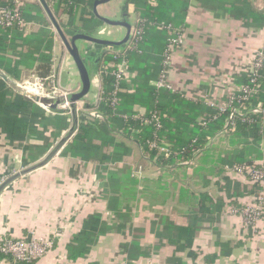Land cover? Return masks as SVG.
I'll use <instances>...</instances> for the list:
<instances>
[{"label":"crops","instance_id":"1","mask_svg":"<svg viewBox=\"0 0 264 264\" xmlns=\"http://www.w3.org/2000/svg\"><path fill=\"white\" fill-rule=\"evenodd\" d=\"M125 6L126 0H111L98 5L97 11L101 16L113 17L117 13L125 12ZM255 6L264 8V1L262 6ZM110 7L114 8L113 12ZM50 9L61 26L60 22L66 20L65 15H59L51 6ZM133 11L134 5L130 4L126 12L135 13ZM44 17L51 23L50 29L55 35L52 74L61 77L63 84L69 88L78 89L82 83L74 60L46 10ZM131 23L133 30L135 24ZM40 26L41 24L34 20L26 21L25 34L36 31ZM112 33L121 34L119 38L114 39L120 40L126 35V29L113 28L103 22L95 35L101 37ZM184 33L185 42L172 59L168 78L173 91L190 99L207 102L226 98L227 94L238 87L237 79L246 70L244 65L252 59L253 51L264 46V28L245 27L241 21L228 14L223 15L221 12L218 16L194 1L189 8ZM78 44L92 77L89 94L93 91L96 96L100 85L103 87V83L97 79L100 65L105 56L113 51V47L117 46L87 41H79ZM32 69L33 67L24 66L25 78L36 75ZM3 72L13 81L21 82ZM129 88L131 90L133 84H130ZM134 110H141L142 114L145 112V108L140 104H136ZM45 136L48 140L44 141L43 137H31L28 141L14 142L5 135L0 136V178L17 175L0 193V234L8 233L21 237L29 231H34L39 238L57 235L55 248L35 264H264V213L257 224L247 226L244 217L230 214L226 210V197L214 188L216 184L220 186V181L225 177L221 169L214 173L215 179L207 177L200 189L197 186L191 187V177H185L192 195L199 197L200 192H205L217 207L215 211L211 208L201 211L199 201L194 206L182 202L181 190H177V178L172 182L173 179L168 178V181L161 177L160 168L177 165L147 162V157L143 156L137 144H134V161L147 162L143 165L142 177L138 178L140 197L137 200L140 217L132 220L133 228L130 227V230L114 228L100 234L94 243L87 245L88 252L85 256L71 260L67 247L73 236L82 230L83 222L89 215H102L108 202L103 197L101 199L90 196L100 186V181L93 172L96 169L93 163L73 162L71 158L62 156L61 150L69 139L55 149L53 144L56 141L59 143L63 137L57 139L51 136L50 132H46ZM231 140L227 139L222 145L214 146V150L206 155L204 160L208 161V165L204 167L209 171L208 174L216 170V166L229 164L225 160L234 147L238 146ZM47 145H51L50 148H46ZM28 146L36 147L32 154L39 156L37 160L28 158L29 162L25 161L29 154L26 149ZM261 148L264 154V138ZM218 149L221 150L219 154L215 153ZM52 151L55 153L47 163L26 171L45 159ZM250 159L254 161L252 155ZM115 166L120 169L124 164L118 163ZM171 174L176 175L174 172ZM236 182L254 188V192L247 198L250 204L264 198L262 188L258 190L238 178ZM165 186L167 189L170 187L168 192L159 193L158 190ZM243 187H239L238 191H244ZM247 199L244 198V202H247ZM193 216L202 220L192 245H188L187 239L170 242L166 237L168 228L162 219H169L175 227L187 228ZM135 241L138 243L139 253L129 257L124 253L122 245ZM1 261L2 259L0 264Z\"/></svg>","mask_w":264,"mask_h":264},{"label":"trees","instance_id":"2","mask_svg":"<svg viewBox=\"0 0 264 264\" xmlns=\"http://www.w3.org/2000/svg\"><path fill=\"white\" fill-rule=\"evenodd\" d=\"M94 1L47 0L56 13L65 15L66 20L60 24L68 37L77 31L96 34L103 21L93 12ZM192 1L218 16L221 12L223 15L228 14L241 21L245 27L264 28V8L260 9L248 0H126L124 11H127L129 3L134 5L138 18L135 26L142 28V34L132 40L135 43L134 48L127 56L130 76L119 84V104L113 105L112 99L116 89L114 71L122 57L115 58V54L111 52L100 65L104 97L96 109L103 114L104 120L82 117L76 135L63 144L61 152L62 156L71 158L73 162H91L100 170L98 175L104 189L100 197L107 200L115 218L111 225H107L99 213H92L85 218L82 230L73 236L67 247L71 260L85 256L88 252L87 245L94 243L100 234L114 228L124 229L127 218L123 213L122 203L130 192L137 193L139 182L138 178L131 175L134 144L142 148L143 156H150L155 163L174 165L179 161L190 160L196 148L205 146L208 138L215 137L225 129L230 115L229 109L220 110L206 100L190 99L172 89L158 88L153 84L164 69L170 39L177 33L184 32ZM6 8H18L24 22L34 20L41 26L36 31L25 34V28L20 21H16L11 27L0 25V69L21 82L26 77L24 66L33 67L32 70L39 77L50 76L55 35L50 29L51 23L44 17V7L39 1L20 0L18 5L16 0H0V11ZM162 23H171L173 30L164 27ZM178 50L171 54L172 59ZM237 81L238 86L255 84L259 91L246 101L236 104L253 107L260 101L264 103V62L257 74L252 75L244 70ZM130 84H133L131 90ZM136 104L145 108L143 114L134 110ZM73 117L60 112H47L31 98L17 93L0 77V136L5 135L11 142L28 141L31 137H43L45 141L48 140L45 133L50 132L51 136L59 139L69 123L73 122ZM228 131L239 141L236 143L234 139L231 140L238 146L234 147L225 160L229 165L254 164L250 159L253 153L263 157L261 142L264 137V113L236 117ZM165 140L168 141L171 151L169 156L150 145L154 141L160 145ZM50 146L47 145L46 148ZM26 149L29 151L26 162H29L28 158L34 161L39 158L32 154L36 147L28 146ZM118 163H123L124 166L109 175L100 173L107 170L109 164ZM236 185L238 188L244 186L247 195L254 192V188L248 185H241L240 182ZM254 185L258 186L259 183ZM181 192L186 194L188 191L181 189ZM238 195H242V192L234 191L230 196L234 198ZM196 198H199L201 211L209 209L206 207L209 201L211 205L214 204L205 192H200ZM201 220L193 216L190 226L182 228L175 227L167 218L162 219L168 228V240L174 243L176 240L187 239L189 246L192 245ZM122 248L129 257L139 253L136 241L124 244ZM8 257L11 258L10 255L0 252V260L9 259ZM35 263L22 261L19 264Z\"/></svg>","mask_w":264,"mask_h":264},{"label":"rangeland","instance_id":"3","mask_svg":"<svg viewBox=\"0 0 264 264\" xmlns=\"http://www.w3.org/2000/svg\"><path fill=\"white\" fill-rule=\"evenodd\" d=\"M248 1L251 2L253 5H257V6L258 5H261L262 6L264 0H248ZM130 4L128 5V7H130ZM110 8H111V10L113 12L114 11V8L113 7H110ZM129 15H130L129 16L130 17V21L133 22L134 24H137L138 18L136 16V14L131 12V14L129 13ZM114 17H119V14L117 13V15L116 16H113L112 18H114ZM120 36H121V34L120 35H118V34H114L113 35V33H112L111 35L110 34H107V35L101 36V37L117 39ZM263 48H264V46L258 48V50L256 49L255 51H253V54H252V57H251L252 59L250 61H248L247 64L244 65L246 67L245 68L246 70L250 71L252 69V67L254 65L253 64V61H254L253 58L256 57L257 52L260 49H263ZM117 49L118 50H122L123 49V46L122 47H118V46L117 47H113V50H117ZM28 82L35 83V80H34L33 77H27V78H25L24 81L20 82V84L23 85V87H24V84L25 83H28ZM55 88L56 89H53V87H50L49 91L47 92V93H50V94H47V95L59 96L58 93H55L54 94V92L57 91V90H59V89L66 90L69 93H73V92L79 91L81 87H79L78 89H71V88H69V86L63 84V82L61 80V77H59V82L55 85ZM229 94H227V96ZM227 96H226V98L221 97V100H226L227 99ZM96 103H97V98H96L94 92L92 91L91 94H89V95L85 96L83 99L78 100L75 103H73L72 106H71L72 107V110L70 108V105H65V106L58 107L59 109H61L63 111V112H61L62 114L68 115L69 117H73V115H75L73 118L77 120V123L70 122L68 128L65 129L61 133V136L64 137V136L68 135L70 129L71 128H74V131H73V133L70 134V137H69V140L68 141L72 140V138L76 135V133L78 131V128H79V120L82 117H91L93 119H96L97 121H103L104 119L98 118L100 116H98L96 110L94 108H91L89 106V105H92L93 106ZM38 105H40V104H38ZM41 107L43 109H45L47 112H49V110H47L45 107H43V106H41ZM255 108L256 109H263L264 108V103L262 101H260L258 104L255 105ZM137 112L142 114L141 110L140 111H137ZM227 124H228V122L225 123V127H226ZM226 129H230V126L227 127ZM233 137H234L233 134L230 133L228 130H224L223 132H219L215 137L208 138L207 139L208 140V143L205 146L200 147V148H196L194 150V152H193V157H192V159L190 161H188L186 163H183V164L182 163L181 164H176L177 166H170V167L160 168L159 169V171L161 173V177H163L164 179L168 180V178H170L171 180L173 179L172 180V182H173L177 178V181H176V185L178 187L177 190L180 191L181 189H185L186 191H188L186 194L184 192H181L180 191V194H181V198H182V202L183 203L185 201V203H187L189 206H194V205L197 204V201H198V198H196V195L195 196L194 195H191V192L190 191H192V190H191V188L189 190V184L186 182L185 177H191L189 179V183H190V186L191 187L197 186L200 189L201 188V185H203V183H204V181H205V179L207 177H212V180L215 179V176L216 175H214V173L217 172L219 169H221L223 171V174H225V177L223 178L222 181H220V186H218L216 184V185H214V188L216 189V191L217 190L220 191L222 193V196L226 197V198H224L225 205H226L225 207H226V210L230 214L232 213V214L240 215V216L244 217L242 215V210L243 209H248V208H251L252 205H259L260 203H262L261 201H259L260 200V198H259L258 200L255 199L256 201H254V202H252L250 204L248 202V199H247L249 195H247L246 192H244V191H238V187H236L237 186L236 185V183H237L236 182V179L238 178V179L244 180L246 183H249V185L251 184L256 189L260 190V188H262V184L259 183L258 186L254 185L255 181L249 176V174L248 175L247 174H237V173L233 172L232 170H228L226 168V166L229 165V164H226L225 165L224 163H223L224 165L222 164L219 167L216 166L215 167L216 170H212L211 171V174H208L209 171L206 170L205 167H204L205 165H208V161L207 160H204V158H206V155L211 150L212 151L214 150V149H212L214 146H217L218 144L219 145L220 144L222 145V143L227 142V139H230V140L231 139H234V141L236 143L239 142L236 138H233ZM163 144L165 146L168 145V141L165 140V142ZM53 145H54L53 147H55V149H56V147L59 145V143L56 141V143L53 144ZM62 150H61V152H62ZM220 151L221 150L218 149V150L215 151V153H218L219 154ZM252 157L254 158V161H255V164L256 165H260V166L264 167V157L261 158V157L257 156V153L256 154L253 153L252 154ZM148 161H152V159L150 158V156H147V162ZM78 162L83 163V164L87 163V161H83V160H78ZM147 162H146V160H143L142 162H139V163H137L136 160L133 161L130 164V167H131V175L134 176L135 178L142 177V175H143V165L145 163H147ZM222 166H223V169H222ZM117 170H118V168L115 166V164H109L108 165V169L105 170V171H103V172H100V173L103 174V175H106V174L109 175L111 172H115ZM99 171L100 170H98V169L93 170V172L96 174V176L98 178V181H100L99 182V185L100 186H99L98 190L95 191V193L98 192L101 195V194L104 193V189H103V186H102V182H101L100 176L98 175V172ZM172 172L176 173V175L175 176L172 175L171 174ZM168 181H170V180H168ZM139 186L140 185L138 184L137 185V193H135L134 191L130 192L129 195L124 200V203H122L123 213H125L126 218H127L126 219L127 221H126V223L124 225L125 226L124 229H129L130 230V227L133 226L132 220L133 219L134 220L138 219L140 217V215H141L139 213L140 212L139 211V203H138V200H137L138 197H140L139 196L140 195V192H139L140 187ZM234 187H236V188H234ZM169 188L167 189L166 186H165L161 190H158V192L165 194V192H168ZM262 190H263L262 191V196H264V189H262ZM234 191L235 192H242V195H238L239 197L236 196V197L233 198L230 195ZM87 194L90 195L89 192H87ZM244 198L247 199V202H244V200H243ZM206 207H208L209 209L211 208L214 211L217 209V207L214 206V205H211V203H207V206ZM106 208L107 209H105V210L103 209L105 212L102 213L101 218H102L103 221H105L107 223V225H111L114 222L115 215L109 209L108 203L106 205ZM244 223L247 226L253 225V224H250V223H248L246 221H244ZM6 237H10V238H22V237H26L27 240L28 239H31V238H35L37 240L43 239V241H46L48 243H53V246L50 249V251H52L55 248V242H56L55 238L57 237V235L55 234L52 237L39 238L38 236H36V234H35L34 231H29V232L25 233L21 237H14L13 235L8 234V233L7 234L6 233L5 234H2V235L0 234V239L6 238ZM44 256H46V255H44ZM40 259L41 258H39L38 260H36V262L39 261ZM1 264H8V263H7V261H1ZM15 264H17V263H15Z\"/></svg>","mask_w":264,"mask_h":264},{"label":"built area","instance_id":"4","mask_svg":"<svg viewBox=\"0 0 264 264\" xmlns=\"http://www.w3.org/2000/svg\"><path fill=\"white\" fill-rule=\"evenodd\" d=\"M18 5H20V0H16ZM16 21L22 22V26H25L26 22H24L21 18V12L18 8L11 9V8H6L2 9L0 11V25H4L6 27H11L14 25ZM138 23V21H137ZM162 25L169 30H173V25L171 23H162ZM142 34V28L139 26H135L132 30L130 39L127 43L123 45L122 50H113L112 53L115 54V58L122 57L121 61L119 62V65L117 69L114 71L115 77H116V89L114 91V96L112 99V104L113 105H118L119 104V98L117 97V92H118V87L120 82L128 78L130 76V73L128 71V61H127V56L131 52V50L134 48V41H132L134 38L141 37ZM185 33L184 32H179L176 34V36L172 37L170 39L171 43L169 44V48L166 52L165 56V62H164V69L158 78L154 82V85L158 88H168L172 89V85L169 81L168 75L170 71V67L172 64V58L171 54L177 50L182 48L185 40ZM256 59L253 61V67L250 71H248L250 74L255 75L257 74L259 68L263 65L264 62V48L260 49L257 52ZM35 83H25L24 86H34L36 87L42 95L40 96H48L47 93L50 89V87L55 88V85L59 82V77L56 74H51L48 77L42 78L37 75L33 76ZM100 83H102V78H101V73H98V78H97ZM259 91L257 85L249 86V85H244V86H238L236 87L228 96L226 100H213L209 101L212 106H217L220 110H230V115L228 118V124L226 125L224 130H229L226 129L227 127L231 126L232 121L236 117H247L249 114H260L264 113V108L263 109H256L255 106L251 107L248 106L247 104L240 105L236 104L237 102L240 101H246L249 99L251 96L257 94ZM58 93L59 96H64L67 97L69 92L66 90L59 89L54 92ZM104 97V91L103 87L99 88L98 93L96 94L97 98V103L94 106V109L96 110L98 118L104 119V116L102 113H100L96 107L98 104L103 100ZM70 105V108L72 110V104L69 102H66L64 105ZM43 106V105H41ZM44 107V106H43ZM60 107V106H59ZM47 109V108H46ZM49 110V109H47ZM49 113H52V111L49 110ZM140 114V113H139ZM205 124V122L203 123ZM164 143V142H163ZM158 144L157 141L152 142L150 145L152 148H158L161 153L166 154V156H169L171 154V151L169 150L168 145L164 144ZM141 148V147H140ZM142 150V148H141ZM192 159V158H191ZM190 159V160H191ZM190 160L186 161H179L177 164H183L186 163ZM226 168L228 170H232L233 172L237 174H249V176L255 181V183H261L262 184V189H264V167L260 165L254 164H237L234 163L233 165H227ZM8 176H3L0 178V187L4 184V182L8 179ZM90 196H95L100 197V193L96 192L91 194ZM262 203L259 205H252L251 208L248 209H243L242 210V215L244 216V219L246 222L250 224H256L259 219L263 216L264 213V198H261L260 200ZM53 243H48L46 241H43V239H35L31 238L28 239L26 237L22 238H2L0 239V252L10 255L11 258L5 259L3 261H7L8 264H15V263H20V262H36L39 258H43L44 255H47L50 252V249L52 248Z\"/></svg>","mask_w":264,"mask_h":264},{"label":"water","instance_id":"5","mask_svg":"<svg viewBox=\"0 0 264 264\" xmlns=\"http://www.w3.org/2000/svg\"><path fill=\"white\" fill-rule=\"evenodd\" d=\"M111 0H95L93 4V12L94 14L102 20L105 24H107L110 27L116 28V27H121L126 29V35L124 36L123 39L120 40H114L112 38H103V37H98L95 34L91 32H85V31H77L75 32L71 37H67V35L64 33L62 30L61 26L59 25L57 19L53 15L50 6L47 2V0H40L41 4L43 5L44 9L46 10L47 14L49 15L52 23L56 27L57 31L59 32L66 49L68 53L71 55V57L74 60V63L77 67V71L82 83L81 89L77 92H73L67 95V97L64 96H53V95H48V96H40L35 93H32L23 87L19 82L13 81L10 79L2 70H0V77L11 87L13 88L17 93L22 94L24 96H27L31 98L34 102L43 105L45 108L49 109L52 112H63L61 109H59V106L64 105L66 102H69L71 104L75 103L78 100L83 99L85 96H87L92 87V77L90 70L87 66V63L85 61L84 56L81 53L80 46L78 44L79 41H87L99 45H105V46H122L125 43H127L130 39L131 33H132V23L130 21V15L129 12H120L119 17H105L101 16L98 11L97 7L98 5L102 3H106ZM77 120L74 119V123H76ZM74 128H71L69 131V134L64 136L61 141L59 142L58 147H60L63 143H65L69 137L70 134L73 133ZM54 154V151L50 153L45 159L42 161L34 164L30 168L26 169V171L33 170L35 168H38L49 160L51 156ZM23 171V172H26ZM17 175H13L9 177L4 184L0 187V193L1 191L14 179L16 178Z\"/></svg>","mask_w":264,"mask_h":264},{"label":"bare ground","instance_id":"6","mask_svg":"<svg viewBox=\"0 0 264 264\" xmlns=\"http://www.w3.org/2000/svg\"><path fill=\"white\" fill-rule=\"evenodd\" d=\"M26 90L35 93L37 95H42V93L39 92V90L34 86H24Z\"/></svg>","mask_w":264,"mask_h":264}]
</instances>
